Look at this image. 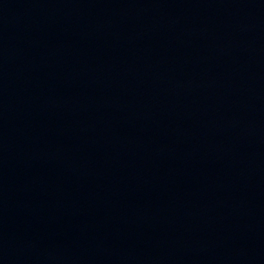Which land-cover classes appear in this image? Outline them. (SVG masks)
Segmentation results:
<instances>
[{"label":"water","instance_id":"water-1","mask_svg":"<svg viewBox=\"0 0 264 264\" xmlns=\"http://www.w3.org/2000/svg\"><path fill=\"white\" fill-rule=\"evenodd\" d=\"M28 0H0V123L18 54Z\"/></svg>","mask_w":264,"mask_h":264}]
</instances>
